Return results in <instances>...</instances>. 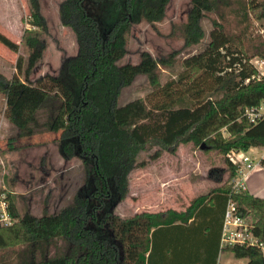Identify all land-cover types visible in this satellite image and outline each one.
<instances>
[{"label":"trees","instance_id":"obj_1","mask_svg":"<svg viewBox=\"0 0 264 264\" xmlns=\"http://www.w3.org/2000/svg\"><path fill=\"white\" fill-rule=\"evenodd\" d=\"M168 1L61 0L60 21L73 31L76 52L62 60L56 74L30 79L44 50L41 34L47 24L39 0H27L31 27L21 35L26 56L16 57L17 75L6 78L0 72L6 116L17 138L59 131V151L64 158L81 159L84 182L70 202L52 213L44 208L39 215L19 214L12 195L0 188L12 218L0 225V264H150L154 231L188 223L216 195L234 200L242 216L253 215L250 231L257 238L223 250L245 258V264H264V199L231 188L237 169L226 157L231 150L264 145V114H257L264 101V74L254 63L256 58L264 62V26L259 31L254 24L264 17V0H190L177 34L184 46L199 43L206 18L208 40L183 57L174 81L161 85L158 65L167 66L173 53L156 60L142 51L136 64L117 60L126 52L133 24L147 22L163 34L156 24ZM175 32L172 26L166 36ZM0 43L15 52L20 47L1 31ZM137 73L146 74L153 90H162L168 99L149 103L136 97L118 104L121 87ZM175 82L188 85L184 91L169 90ZM186 144L217 157L224 180L184 209L126 216L114 211L128 192L130 171L143 164L137 160L140 151L157 146L150 154L155 159Z\"/></svg>","mask_w":264,"mask_h":264},{"label":"rangeland","instance_id":"obj_2","mask_svg":"<svg viewBox=\"0 0 264 264\" xmlns=\"http://www.w3.org/2000/svg\"><path fill=\"white\" fill-rule=\"evenodd\" d=\"M4 1L6 0H0V5L4 4ZM60 1L39 0L47 31L41 34L44 50L29 72L30 79L44 73L56 74L62 60L76 52L77 44L73 31L60 21ZM189 6L190 0L168 1L163 20L156 24L163 34L157 33L147 22L133 24L126 52L117 63L136 64L142 51H147L156 60L173 53V58L167 66L158 65L157 79L161 85L170 80L174 81L183 68V57L202 49L211 29L210 22L204 18L203 39L194 45H183L177 29L185 21ZM27 10V0H11L10 15L2 26L0 24V31L20 45L19 50L15 52L0 43V72L6 78L17 75V55L26 56L27 51L21 44V35L24 28L31 27ZM1 19L3 20V17L0 14L2 23ZM254 24L260 31L264 26V17L255 20ZM172 26L175 27V35L166 36ZM187 83L175 82L168 89L184 91ZM136 97L145 98L149 103L168 99L162 90H153L144 73H137L130 83L121 87L117 102L124 104ZM6 106V96L0 93V156L6 168L9 165L8 160L11 159V176L9 169L3 172L4 189L12 195L19 214L27 211L39 215L44 208L47 213L55 212L70 202L82 186V161L78 157L62 156L58 148L59 131L17 138V128L6 116ZM9 137L11 149L7 145ZM157 148L152 146L139 152L137 160L138 163L143 161V164L137 163L128 175V192L114 207L118 215L126 216L144 210L165 211L172 209L171 207L183 209L193 197L206 192L209 187L225 178V168L212 154L202 153L186 144L180 145L175 154L162 151L159 157L153 159L150 154ZM247 221L251 222L252 217Z\"/></svg>","mask_w":264,"mask_h":264},{"label":"crops","instance_id":"obj_3","mask_svg":"<svg viewBox=\"0 0 264 264\" xmlns=\"http://www.w3.org/2000/svg\"><path fill=\"white\" fill-rule=\"evenodd\" d=\"M4 2L0 5V14L3 17L2 23L0 22L1 26L7 21L6 18L11 12V0ZM260 110L264 112V101L261 103ZM245 152L258 162L253 169L244 175L246 191L264 199V165L260 163V159H264V145L250 146ZM0 162H2L1 156ZM8 164L6 168L2 162L0 169V175L2 174L0 188L3 189L5 188V184L2 183L3 172L9 169V176H11V159L8 160ZM224 206V197L213 196V201L201 205L198 213L188 223H177L155 230L154 234L156 232L157 236L154 239V247L149 254L150 264H245V258H236L229 251L219 250V235ZM246 217L247 219L252 217L251 223L253 222L252 214ZM261 248L264 254V229Z\"/></svg>","mask_w":264,"mask_h":264},{"label":"built area","instance_id":"obj_4","mask_svg":"<svg viewBox=\"0 0 264 264\" xmlns=\"http://www.w3.org/2000/svg\"><path fill=\"white\" fill-rule=\"evenodd\" d=\"M260 73L264 74V62L262 59H254ZM258 108L257 114L262 113ZM253 120V113H250ZM228 160L236 166L237 173L231 179V188L234 190L246 191L244 175L253 169L258 162L254 161L245 150H231L226 153ZM7 199L5 193H0V225L9 224L12 218L7 210ZM252 224L247 221V217L242 216L236 209L234 200L230 197L226 199L223 209L221 230L219 235V250L234 244L255 243L257 238L250 231Z\"/></svg>","mask_w":264,"mask_h":264}]
</instances>
